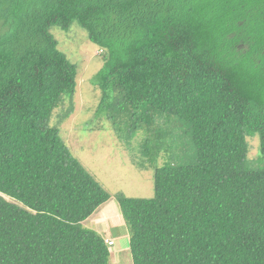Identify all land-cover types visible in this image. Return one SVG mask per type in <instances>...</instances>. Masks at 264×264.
I'll return each instance as SVG.
<instances>
[{
    "label": "trees",
    "instance_id": "16d2710c",
    "mask_svg": "<svg viewBox=\"0 0 264 264\" xmlns=\"http://www.w3.org/2000/svg\"><path fill=\"white\" fill-rule=\"evenodd\" d=\"M87 50L93 117L165 160L115 197L131 263L264 264V0H0V264H111L109 190L54 123Z\"/></svg>",
    "mask_w": 264,
    "mask_h": 264
},
{
    "label": "rangeland",
    "instance_id": "374dc122",
    "mask_svg": "<svg viewBox=\"0 0 264 264\" xmlns=\"http://www.w3.org/2000/svg\"><path fill=\"white\" fill-rule=\"evenodd\" d=\"M67 39L72 38L68 36ZM86 45L94 46L89 42ZM81 52L85 51L81 49ZM94 53L97 55L96 50H87L85 57L79 56L81 71L85 73L79 77L72 111L63 117L69 111L66 99L62 107L56 110L62 109L64 115L59 116L55 113L57 121L54 123L62 132L63 143L70 156L76 159L99 184L106 186L104 188L109 190L111 196L109 202L89 219L86 227L95 226L98 231L108 227L106 237H111L114 242L113 248H110L111 264H132L128 246L118 243L127 239L128 244V230L119 214L115 197L118 194L142 199L152 197L153 168L161 166L165 160L162 154H159L155 164L148 162L147 156L151 150L145 147V139L140 134V128L133 131L130 129L128 114L116 112L111 118L93 117L96 98L92 96L96 94V90L89 88L86 93L85 90L91 77L90 71H95L96 66H99V63L91 59H94ZM168 121L169 118L164 117L158 124L166 128L170 125ZM252 146L250 157L255 156V147ZM114 209L117 216L111 217L114 213H108ZM116 251L118 253H114Z\"/></svg>",
    "mask_w": 264,
    "mask_h": 264
},
{
    "label": "crops",
    "instance_id": "0c3cea01",
    "mask_svg": "<svg viewBox=\"0 0 264 264\" xmlns=\"http://www.w3.org/2000/svg\"><path fill=\"white\" fill-rule=\"evenodd\" d=\"M115 210L116 209H114L112 212H109L108 214H112V213H114L113 215H111V217H113V216H117V215H115ZM112 240V239H111ZM113 241V240H112ZM118 243H123L124 245H125V247H129V241H128V244H127V239H125V240H122V241H119ZM127 244V245H126ZM113 246H114V242H113ZM121 249H123V248H121ZM114 253H118V251H116V252H114Z\"/></svg>",
    "mask_w": 264,
    "mask_h": 264
},
{
    "label": "clouds",
    "instance_id": "9594fccd",
    "mask_svg": "<svg viewBox=\"0 0 264 264\" xmlns=\"http://www.w3.org/2000/svg\"><path fill=\"white\" fill-rule=\"evenodd\" d=\"M109 243H111V244H109V245H110V248L112 249V248H113V241H111V242H109Z\"/></svg>",
    "mask_w": 264,
    "mask_h": 264
},
{
    "label": "built area",
    "instance_id": "2783aa9c",
    "mask_svg": "<svg viewBox=\"0 0 264 264\" xmlns=\"http://www.w3.org/2000/svg\"><path fill=\"white\" fill-rule=\"evenodd\" d=\"M109 244H111V243H109Z\"/></svg>",
    "mask_w": 264,
    "mask_h": 264
}]
</instances>
